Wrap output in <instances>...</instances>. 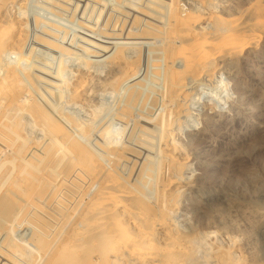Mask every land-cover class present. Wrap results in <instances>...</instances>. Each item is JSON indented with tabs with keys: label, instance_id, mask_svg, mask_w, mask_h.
<instances>
[{
	"label": "rangeland",
	"instance_id": "1",
	"mask_svg": "<svg viewBox=\"0 0 264 264\" xmlns=\"http://www.w3.org/2000/svg\"><path fill=\"white\" fill-rule=\"evenodd\" d=\"M41 1H43V0H40V2H39V0H0V23H1L0 27L3 28L2 30L0 28V32H2L1 34H4V35L0 34L1 36H4V39H2L0 41V76L2 75L0 77V81L3 78L2 81L0 82V90L3 86L2 91H0V114L2 113V116L0 115V127H2V129H4L7 126L6 124L4 125V123L5 122L6 123L8 122V124L10 123L7 130H8V133H10V135H11L10 137L5 139L6 143L4 142V139L2 140L0 138L1 139L0 144L2 143L0 146V147H2V150H0V168H1L0 169V172H1L0 173V179L2 177L4 178V176H5L4 173H6V177L4 178L6 180L8 177H11V180H14L17 178L22 179L23 177L24 178H30L31 176L35 175V164H32V162L35 160L34 156L36 153V147L34 145L30 144L25 150L14 151L15 147L11 146V143H14L15 137H13V135L17 133V129H19L20 126H21V128L24 127L23 129L20 128L21 129L20 134L22 136L21 138H23L24 140L28 141V137H29L28 142L42 140L43 134L40 132V130L42 129V126H44V125L38 124L37 121L31 123L32 122L31 119L33 118V120H34V118H36V117H37L36 119H38V118L42 119L41 115H45L44 113L47 110L50 111L54 116L57 114L58 116L56 115L55 117H58L59 119H61V117H62L63 119H61V120H64L65 118H66V120L67 119L69 120V117L67 118L66 116H70L72 114L70 116V120H71V118H74V117L76 118L74 120V125L75 124L77 125V123H78L79 125L81 124L82 126H84L87 129L86 130L84 128V130H86V132H87V134H86L87 137L85 135L86 138H84V134H81V137L83 136V138H81V141L83 139L82 142L83 143L85 142L84 144L88 148L91 147L90 149L91 150L93 149L92 151L95 154H97V155L99 154V156H101L100 154L102 152H105V155L102 153V156L105 157V156H107V152L109 150H121L122 148L124 149L125 147H129V148L131 147L132 149L135 148L134 150L140 151V153L142 151H144V153L142 152V154L144 155L145 158L147 156L152 157V159L154 160L153 161L154 163L151 161L150 166H152V167H154L155 165L158 166V167H154L155 172L159 171L161 164L163 163L162 161L164 160L162 150L165 148L164 145L166 144V142L163 143V141H164L165 137H166V139L170 138L169 140L171 141V144H173V146H172L173 156L177 160L183 162V166L181 168H179V170H177L175 173V176L177 174V177L178 178L180 177V181L183 183V189L179 192V195H177L178 198H176V200H175V210H174V213L170 216V218H171L170 220L174 226H176L180 230L184 231L186 236H190L194 239L195 250H196L195 259L197 258L196 261L199 264H206L209 261L212 262L214 260L215 254L217 253L216 255L217 256L220 255V256H218L219 258L222 256L221 258L224 260L235 259L236 261H239V262H246V264H264V39H262L259 46L256 47L255 49L254 48L248 49L240 57L229 58L228 60H225L224 62H222L219 69L215 73V79L214 80H216L222 74L231 84L230 91H231L233 97H232L231 109L229 110L228 114H218L215 112H211L206 103L196 105L194 107V110L199 113L201 121H202V126L200 127V124L197 122L196 126L200 127L199 129H194L191 127L190 123L187 120V117H190V108L192 107V98L196 93V87L195 86L197 84L202 83V82H209L208 79L207 80L206 79H200V80L197 79L196 81L192 82L191 86H189L188 93H190V97L187 98L186 100H184V99L180 100V105L182 107V115H180L178 118H174L172 121L170 129H167L164 131V129H166V128H164L163 126H158L159 125L158 124L159 119L163 115H165L164 113H166L169 110V107L167 106V104L164 101L161 102L158 107H155V108L153 107L154 109L151 107L146 108L149 113H150V111L152 112V110H150L149 108L154 110L152 112L153 114L150 113L152 115H149V113L147 114L146 109L144 110L143 107L140 108L141 107V105H140V107L138 106L140 109L137 107L138 110L136 109L134 112L135 117L133 115L132 116L133 119L132 118L128 119V117L122 115L121 112H119V110H120L119 106H121L125 102L124 100H126L128 93L130 92V89L134 85L132 83H135V82L125 84L127 88L125 87V85H123L122 87H115L114 88V86H112V80L111 79H113L116 76L119 77L118 72H117V71H119L118 68H119V66L126 63L125 50L119 49L118 51H116L118 49L117 46L118 47L119 46H127L128 50H129V58H131L132 60L134 58L133 61L138 62L139 60H137V57L138 56L142 57V63L140 66L141 73L138 75L139 78L137 77V80H140V81H136V82H143V83H145L146 86L148 85V88L149 87L153 88V86H154L155 88L159 89V87L161 86V83L158 82V79L156 77H152V75L154 74V70H152V69H154V66H152V64L154 65L156 62L155 56L153 54H155V52L157 50L164 48V46L167 47V45H169L168 32L170 29L169 25H171L170 24L171 20L169 18H171L172 2L170 0H164V1L163 0H154V1H152V0H147V1L146 0H141V1L140 0H124V1L123 0H121V1L120 0H108L110 5L108 3L106 6V3H105L106 0H102V1L97 0V3L99 2V4H97L95 0L94 1L91 0V2L93 1L92 3L90 2V0H84V1L82 0V2H81V0H75V2H73V0H70V1L67 0L68 2L66 0H63V1L62 0H56L57 1V2L55 1L56 4L54 3V0H51V1H53L51 3H50V0H48L49 2L47 0H45V1H47L46 3H43ZM87 1L89 3H87ZM103 1H104V3H103ZM118 1H120V2L118 3ZM165 1H166V3H165ZM70 2L73 3V6L68 5V4H72ZM77 2H78V5H77ZM100 2H101V4H100ZM136 2H139V3H136ZM154 2L157 4H154ZM36 3H37V5H39L41 3L40 9H39V6L35 5ZM52 3L55 4L54 7H53ZM58 3H60V4H58ZM159 3L161 4L162 8H158V6L160 5ZM162 3H163V5H162ZM164 3H165V6L168 4L171 6L168 7L169 6L168 5V6H166L168 8H166V7H164ZM174 3L176 5L178 4L180 9L184 13L190 12V13H194L196 15H204V14H209V13L214 12V13H217L226 19L227 18L228 19H232V18L237 19V18H242V17L244 19L245 18L244 13H246L249 9L253 8V6H255V4L256 5L261 4L264 6V0H176ZM126 4L128 7L130 5L131 6L128 8L125 6ZM45 5H48V6H45ZM50 5L52 6L51 8H50ZM60 5L63 9L60 7ZM87 5H89V7ZM103 5H105V7H102ZM44 6H45V8H43ZM55 6H57V7H55ZM64 6H65V9L67 11L64 10ZM84 6L86 8H84ZM87 7H88V9L90 8V10L97 8L96 9L97 11L94 10V12H95V14H94V12H92L93 10L87 11ZM116 7H118V8H116ZM137 7H140L141 10L143 9L146 12L149 11L148 17L145 15L143 16L141 13H139L138 10H140V9H138ZM148 7L150 10H147ZM56 8L59 10H56ZM67 8H69L71 10H68ZM100 8H101V10H100ZM123 8H124V10H123ZM31 9H33V10H31ZM41 9H42V11H41ZM44 9H48V12H47V10L44 11ZM52 9L55 11V13H54V11H52ZM108 9L109 10L112 9L113 11H108ZM129 9H132V10L134 9V11H132V10L129 11ZM104 10H105V12H103ZM121 10L126 12V13L125 14H124V12L122 13ZM164 10H165V12H164ZM169 10H170V12H169ZM49 11H51V12H49ZM76 11L78 14L75 13ZM128 11H129V13L133 12V14L129 15V13H127ZM135 11L137 14L135 13ZM52 12H53V14H52ZM90 12H92L93 15ZM97 12H99L98 13L99 16H97L98 15ZM108 12H109V15H108ZM37 13H38V16L34 17V15ZM40 13H42V14H40ZM84 13H86V14H84ZM119 13H121V15ZM156 13H158V14L156 15ZM197 13H199V14H197ZM200 13H202V14H200ZM240 13L242 14V16ZM43 14L46 15L48 18L45 17ZM126 14L129 15L128 17H130V18H128ZM138 14H140L141 17ZM164 14L166 15L165 18H164V16H165ZM243 14H244V16H243ZM41 15L44 16L45 22L41 21L40 24H37L36 18L42 19L43 16H41ZM107 15H108V18H107ZM110 15H114V17L113 16L111 17ZM137 15H138V17H140V19H144L147 17L148 20L145 19V23H144V20H142V22L146 26L142 22L138 23L139 25L137 24L138 27L136 24H134ZM158 15H160L161 18L163 17L162 20L160 19V17H158ZM54 16L56 18H54ZM76 16H77V18H76ZM236 16H237V18H236ZM124 17L126 19H124ZM87 18H89V20ZM91 18H93V19L91 20ZM95 18H97V19L95 20ZM109 18L113 19V20H110ZM51 19H53V20H51ZM100 19H101L102 25L100 23ZM116 19H118V21ZM128 19H130V20H128ZM132 19H134V20H132ZM159 19L161 22L159 21ZM46 20H49L50 22H48ZM67 20H68V22H67ZM106 20H109V22H107ZM157 20L160 22L159 24H158ZM74 21H75V23H74ZM84 21L86 22L85 24L82 23ZM94 21H95V23H94ZM133 21H134V23H133ZM149 21H152V22H149ZM130 22L132 24H130ZM33 23H34V25L36 24V26H34ZM48 23H53V24H55L54 26H59L58 28H62L61 30L60 29L59 30L54 29V31L58 30V31H55L56 33H58V34H55V36H58L56 42H58L59 45H57V46H60V44H61V46L64 45L62 47L69 49L68 53H71V54H68L67 56H65L61 52L58 53V51L55 53L54 50H52V49L49 50V48L46 47V45H44L45 46L44 47L43 44L39 41L40 38L51 39V37L46 36L44 34L47 31V29H48V31H50V30L53 31V28H51V26H50L53 24L49 25ZM73 23L75 25H73ZM78 23H82V24H78ZM141 23L144 26H142ZM46 24L49 25L50 27L46 26ZM88 24H90V25H88ZM104 24L105 25L107 24V25L105 26ZM121 24H123V25H121ZM40 25H43V28H41ZM77 25L79 26L78 29H77V27H78ZM96 25L97 26L99 25V26L97 27ZM207 26H209V25L205 26V28H206L205 30L207 32H213L214 31L215 28L213 25H210L208 28H207ZM35 27L37 29H39V27H40L41 31H43V32H41L40 30H37ZM71 27H72V29H71ZM144 27L145 28L149 27L148 29L146 28V30H152L154 27L155 30H153V31L156 34H158V38L157 39L156 38L141 39L140 37H141L142 33L145 31ZM150 27H152V28H150ZM63 28L64 29L66 28L67 31L69 30L70 32H73V33H70L69 31L65 32V30ZM95 28H98V29H95ZM129 28H130V30H128ZM42 29H44V30H42ZM84 29H85V31H84ZM87 29H89L91 32ZM136 29L138 30V33H135V31L137 32ZM92 30H94V31H92ZM100 31H101V33H100ZM111 31H112V33H111ZM121 31H122V34H120ZM159 31H161L163 34L160 33ZM76 32H78V34ZM80 32H82V33L80 34ZM74 33H76V34H74ZM83 33L85 35H83ZM107 33H110V34H107ZM18 34H20L21 36H23V35L25 36L24 38L22 37V39H20V41H19L20 43L18 42V39H17V36H19ZM37 34L38 35L40 34V36H38ZM41 34H44V35H41ZM99 34H101V35H99ZM113 34H114V37H113ZM75 35H77L78 39L76 37H74ZM80 35H81V37H78ZM95 35H97L99 38ZM109 35H110V39L112 41H109L110 40V39H108ZM121 35H122V37H121ZM41 36H43V37H41ZM101 36H103L102 39L100 38ZM20 37H18V38H20ZM71 37L73 40L71 39ZM82 37L83 38L86 37L87 39L84 40ZM160 37H161V39H159ZM133 38H135V39H133ZM14 39H16V40H14ZM88 39H89V41L87 43H85V41ZM132 39H133V41H131ZM82 40H84V41H82ZM91 40L92 41L94 40V42L97 41L99 43V45L92 42ZM153 40H155L156 42ZM161 40H162V42H160ZM73 41L75 42L73 44L74 46H70V45H72ZM163 41H165L167 43V45H165L166 43L165 42L163 43ZM13 42H15L16 44L19 43L20 45H18V47L12 48L11 46H13V45L16 46V44ZM81 42H82V46L85 43L84 44L85 47L84 46L82 47L80 45ZM88 43H94V45L96 44L97 46L96 45L95 46L97 48L96 47L94 48L93 44L91 46ZM119 43H121V44H119ZM130 43H132V44H130ZM135 43H137V44H135ZM161 43L164 45H162ZM100 45H102V46H100ZM90 46H91V48H90ZM99 46H100V48H103V49H100ZM109 46H111L112 49ZM133 46H134V48H133ZM137 46H139V47H137ZM17 48H18V50H17ZM149 48L151 49L150 51H152V52L155 51V52L152 53L148 50L150 52V53H148V51H146V50ZM156 48H158V49L155 50ZM41 49L45 50V51H42ZM95 49H97V50H95ZM114 49H115V52H114ZM20 50H21V52H20ZM102 50H104V51H102ZM107 50H108V52H107ZM13 51H15L17 53H19V52L23 53L22 55L20 53L19 54L21 55L22 59H25L28 61V64H29L28 69H30V70L25 71V70H22L20 68H17L15 66H12L9 64L8 54L10 52H13ZM138 51H140V52H138ZM49 53L50 54L53 53L55 55V57L53 56V54L50 55ZM100 53H102V54H100ZM94 55H96V56H94ZM151 55H152V57H151ZM153 57H154V59H153ZM44 58H45V60L46 59L49 60L50 58H52L51 61L49 60L51 63V64L49 63V66L47 65L45 67L47 60L43 61ZM151 59H153V60H151ZM52 60H54L55 62ZM56 64H57V66H56ZM145 64H146V66H145ZM148 67L150 68V70ZM9 68L10 69L12 68L13 70L9 71ZM6 69H7V71H9L8 73H6L7 72ZM32 69H34V70H32ZM41 69H43V70H41ZM44 70H45V72L42 73ZM74 71H75V73H74ZM150 71L153 74H151ZM110 72H113L114 75L113 74H112V76L109 75ZM114 72L116 73V75ZM24 73H26V74H24ZM37 73H38V75H37ZM84 73H87L89 75H87V77H86V75H82ZM144 73H146V74L149 73L151 76L149 74L145 76ZM21 74H23V77L24 76L27 77V78L24 77V79H29V78L34 79L35 78L34 80L31 79L35 84L33 87L30 86L31 92H32V95H31L32 97L31 98H30V96H29V98L26 97V100L30 99L28 101H31L32 104H34V106L32 105L33 107H36L38 105L42 107L44 105L42 107L43 109L41 108L43 110V112L41 110V112L43 114H41L39 108H37V107L32 109L33 107L31 108V103L26 101V100L22 101L23 104H20V102H17V103L15 102V105H14V103H13L15 101L14 96L12 95V93L5 90L6 88H4V86L5 85L7 86V84H9L12 80H16L19 82V80L21 79L23 81L24 79H23V77L21 78ZM54 75H56V76L54 77ZM37 76H39V77H37ZM47 76L49 79L47 78ZM144 76L146 78L148 77L149 80L151 78L150 81H146V82H148V84H146V82L144 81V79L148 80V78L146 79ZM75 77H77V78H75ZM110 77H112V78H110ZM78 78L81 81H83V79H86L85 80L86 83L83 82L84 88L82 87L83 89L80 90L81 98L75 99V100H78V102H76L73 99L72 91H71L70 87L71 88L73 87L74 83L77 81ZM141 78H142V80H141ZM152 78L154 79V81ZM50 79H53V82ZM155 81H157V82H155ZM66 82H67V84H66ZM152 84H153V86H152ZM154 84H156V85H154ZM158 85H159V87H157ZM65 86H67V87L69 86L68 89ZM34 87L35 88L37 87L36 89L38 91L34 90L35 89ZM46 88H48V91ZM116 88L117 89L119 88V89L117 90ZM3 89H4V91H3ZM39 89H40V91H39ZM44 89H46V90H44ZM69 89H70V91H69ZM120 89H122L123 91L125 90L124 94H126V95H124V97L122 96L123 99H121L122 97H120V99L118 98L117 101L111 102L110 100L107 99L106 95H104L109 91H116L117 90V92H119ZM54 90L55 91L57 90V93H55ZM59 91L61 93H59ZM63 91H65V92H63ZM68 94H69V96H68ZM47 96H48V98L46 99ZM33 97H34V99L36 98L38 100L35 101L33 99ZM49 97H51L50 102L52 101L51 102L52 104L50 102L46 103V101H49ZM61 98H63L64 101ZM68 99L70 101H68ZM16 100H18V99H16ZM59 100H60V102H59ZM25 101L27 103H29L28 104L29 108H30L29 110L32 112H30L28 110V113H26L27 110L25 108H27L26 106H28V105H26L27 103H24ZM33 101H35V103ZM37 101H39V102H37ZM118 102L121 104H119ZM48 103L50 104V106L54 104L53 107L51 106V108H50ZM9 104L10 105L13 104L14 106L10 107V109H9L7 107ZM16 104H18V105H16ZM64 104H65V106H64ZM61 105H62V107H61ZM164 105L166 108L164 107ZM113 106H114V108H113ZM115 106L118 107V110H117V107H115ZM4 107L8 108L7 114H5L4 112H1ZM161 107H163L164 109ZM52 108H56V109L60 108V110H58V109L54 110ZM37 109L39 110V112ZM50 109H52V110H50ZM155 109H157V110L159 109L160 111L158 110L159 111L158 112ZM161 109H163V110H161ZM143 110L146 113H143L144 112ZM164 110H165V112H164ZM24 111H26L25 112L26 114L23 113ZM56 111H58V112H56ZM59 111L63 115H61V113L59 114ZM113 112L115 114H113ZM160 112H161L162 116H161V114H158ZM39 113H40V115H39ZM142 113H143V116L141 115ZM31 114H33V115H31ZM108 114H109V116L111 114L112 117L111 116L109 117ZM118 115H119V117H118ZM121 115H122V117H121ZM40 116H41V118H40ZM138 116H140V117H138ZM146 116H147V118H146ZM150 116H153V117H150ZM116 117H118L117 120H116ZM105 118H107V120H105ZM134 118H137V119H134ZM156 118H157V120H156ZM120 119H122V120H120ZM147 119L148 120L152 119V121L151 120L148 121ZM97 120L99 122H97ZM115 120H116V122H115ZM11 121H13V122H11ZM28 121L29 122L31 121L30 123L33 126L30 125V123ZM75 121L76 122L78 121V122L75 123ZM112 121H114V122L112 123ZM117 121H120V122L123 121V122L118 123ZM141 121H142V125H140ZM14 122L17 125H14L13 124ZM71 122L73 123L72 120H71ZM26 123H28V124H26ZM39 123H41V122H39ZM110 123H112L114 125L116 124V125L112 126V124H110ZM129 126H130V128H128ZM144 127L146 129H144ZM152 127L153 128L155 127V129L152 130ZM32 128H33V130H32ZM96 128L99 131H96L95 130ZM106 128H107V131L109 128H111V130L113 129L112 132L116 133V134L112 133L111 139H109V137L106 134L107 133L105 131ZM127 128H128V130H127ZM159 128H160V130H159ZM121 129H123V130H121ZM161 129H162V131H161ZM118 130L121 132H118ZM6 131H4V133ZM125 131L127 132V134L125 133ZM37 132H38V136H37ZM97 132H98V134H97ZM99 132L103 136H101L99 134ZM154 132H156V133H154ZM158 132H159V135L157 134ZM164 132H165V135H164ZM94 133H95V136L93 135ZM147 133H149L150 135ZM24 134L28 135V136H25ZM34 134H35V136H34ZM89 134L91 136L93 135L94 137L93 136L92 137L94 139L96 138V136L98 137L95 139L96 140L95 143H92V142H94L93 138H92L93 140L89 141V138H90ZM118 134H119V136H118ZM124 134H126V136ZM132 134H134V137H132L133 136ZM171 134H172V136H170ZM144 135H146L148 137L150 136L149 139H148V137H146ZM99 136H101V137H99ZM104 136H105V138H103ZM106 136H107V138H106ZM130 136H131L132 140H131V138H129ZM119 137H120V139H119ZM123 137L125 138V140ZM153 138H155V139H153ZM23 139H20V141H22ZM113 139H115V141H113ZM144 139H146V140H144ZM166 139H165V141H167ZM87 140L89 142H87ZM103 140L106 141V143ZM130 140H131V142H129ZM134 140H135V142L133 145ZM150 140H151V142H150ZM20 141L18 140L17 142L19 143ZM101 141L105 144H103ZM139 141L142 143H140ZM113 142H114V145L111 144ZM152 142L154 143L153 146H151L153 144ZM106 144H108L109 146ZM162 144H164L163 145L164 148L162 146H160ZM93 145H96L97 148H93L94 147ZM128 145H130V146H128ZM136 145H137V147H136ZM103 147H105V148H103ZM145 147H146V149H145ZM98 148H100V149H98ZM141 148H143V150H141ZM151 148H153V149H151ZM32 149H33V151H32ZM138 149H140V150H138ZM30 150L32 151L31 154H29ZM152 151H154V152H152ZM159 151H160V153H159ZM9 152H10V154H9ZM27 152H29V153H27ZM157 156H158V158H157ZM160 156H161V158H160ZM8 157H9V160H7ZM145 158H143L142 161H144ZM156 159H157V161H156ZM150 160H151V158H150ZM142 161L135 158V157H132V159L129 162H126V163L123 162L118 167L117 171L123 177H126L132 171L131 170V168H133L132 164L134 165L135 163H138L141 165ZM3 164H5V165H3ZM130 165H131V167H130ZM3 167H4V169H3ZM125 167H126V169H125ZM123 170H124V172H121ZM129 170H131V171L128 172ZM178 171H179L180 175H178V173H177ZM136 181H137V177L134 178V182H136ZM156 184H157V182L155 180L150 181V183L148 184L146 194H147L148 200L150 199L149 200L150 202H154L156 200V198H155L157 196V194H156L157 193V185ZM5 189L6 188L4 187L2 189L3 191L1 190V192L3 194L0 193V202H1L0 206L2 204V197L5 193ZM11 190L12 191L15 190L17 192V191H20L21 189L16 186ZM39 190L43 191V189H40V188H39ZM150 191L152 192V195L150 194L151 193ZM151 199L153 201H151ZM50 201H51V203H54L51 199H50ZM55 204H56V201H55ZM52 205H54V204H52ZM29 219H30V216L28 214L26 215V214L22 213V215H19V217H17L15 219L16 221L13 222L14 223L13 225L10 222L9 225L12 227H10V226L2 227L3 224L0 223V227L2 228V229L0 228L1 229L0 230V232H1L0 233V242H1L0 243V264H3V263L4 264H33V263L34 264H37V263L38 264H44L45 263L46 259L42 260L41 258H43V257L37 253V250L33 249V244H32L31 239L34 235L35 229L32 228L33 227L32 225L28 224ZM172 219H173V221H172ZM16 224H17V227H16ZM19 225L21 227H18ZM22 227H24V228H22ZM31 230H33V231H31ZM13 232H15V233L13 234ZM16 232H17V234H16ZM11 233L14 236L13 235L11 236ZM30 233H32V234H30ZM4 234H6V235L3 236ZM8 234H10V235H8ZM2 237H4V239ZM20 238H22V239H20ZM3 240H5L6 242ZM8 242L14 244L15 246L21 247L22 248L21 253H23V252L24 253L20 254V252L19 253H17V251L14 252L13 248H9L10 246H7V245H9ZM25 243H26V246H24ZM199 245H202V246L200 247ZM24 247H26V248H24ZM2 248H3V250H2ZM31 248L33 251L30 250ZM24 249H26V250L24 251ZM8 251H9V253H7ZM10 251H12V256L15 258H13L12 256L10 257V255H11ZM27 252H30V253H27ZM31 252H33V253H31ZM15 253H16V255H15ZM3 254H6V256L8 254L9 255L6 257L5 255L3 256ZM205 254H207V255H205ZM21 256L22 257L26 256V259L22 258ZM38 257H40V258H38ZM18 258H22V259H18ZM27 259H28V261H27ZM14 260H17L18 262L14 261ZM39 260L41 261V263L39 262Z\"/></svg>",
	"mask_w": 264,
	"mask_h": 264
},
{
	"label": "bare ground",
	"instance_id": "2",
	"mask_svg": "<svg viewBox=\"0 0 264 264\" xmlns=\"http://www.w3.org/2000/svg\"><path fill=\"white\" fill-rule=\"evenodd\" d=\"M44 1L45 0H43L41 2L46 3L48 0L45 2ZM55 1L56 0H54V3H55ZM95 1L97 3V0H95ZM100 1H102V0H100ZM120 1H118V3ZM152 1H154V0H152ZM170 1L172 2V10H171V18H169L171 20V22H170L171 25H169L170 29L168 32L169 45H167V43L165 41H163V43L164 42L166 43L165 45H167V47L164 46V48L159 49V50H157L158 48H156L155 50H157V51L156 52L153 51V52H155V54H153V55L155 56V61H156L154 65L152 64V66H154V69H152V70H154V74L151 73V71H150V73L153 74L152 77H156L158 79V82L161 83L160 87H159V85L157 86V87H159V89L155 88L153 86V84H152L153 88L149 87L150 88L149 89L148 85L146 86L145 83L136 82V81H140V80H137V77L141 73L140 66L142 63V57L141 56L139 57L137 55L138 56L137 60H139V61L138 62L133 61L134 58H133V60L131 58H129V50H128L127 46H119V47L117 46L118 49L116 51H118L119 49L125 50L126 63L125 64L122 63L124 66L123 65L119 66V68H118L119 71H117L119 77L116 76L113 79H111L112 80V86H114V88L115 87H122L123 85H125L127 83L135 82V83H132L134 85L132 86V88L130 87L131 89H130V92L128 93L126 100H124L125 102L121 106H119V108H120L119 112H121L122 115L128 117V119L132 118V116L134 115V112L138 106L140 107V105H141L140 108L143 107V109L145 110L148 107H151V108L158 107L160 105V103L164 101L167 104V106L169 107V110L166 113H164L165 115H163V116H162L161 112L158 113V114H161V116H162L161 118L159 117L160 119L158 122V124H159L158 126H163L164 128H166V129H164V131L167 129H170L172 121L174 118H178L180 115H182V107L180 105V100H182V99L186 100L187 98L190 97V93H188V91H189V86H191L192 82L196 81L197 79L198 80H200V79H206L207 80L208 79L209 82L213 81L215 79V73L219 69L222 62H224L225 60H228L229 58L240 57L248 49H252V48L255 49L256 47L259 46L262 39H264V6L261 4H258V5L255 4V6H253V8H251V9H249L246 13L243 12L245 14L244 19H243V17L237 18V16H236L237 19H233V18L232 19H228V18L226 19V18H224V17H222L219 14L214 13V12L209 13V14H204V15H196V14L190 13V12L184 13L180 9L179 5L178 4L176 5L174 3L176 0H170ZM39 2H40V0H39ZM51 2H53V1L50 0V3ZM73 2H75V0H73ZM78 2H77V5H78ZM81 2H82V0H81ZM90 2H91V0H90ZM37 3L35 5H37ZM70 3H72V2H70ZM87 3H89V2L87 1ZM103 3H104V1H103ZM105 3L107 6V4L109 3L108 0H106ZM136 3H139V2H136ZM165 3H166V1H165ZM165 3H164V7L169 5L168 4L165 6ZM40 4L37 5V6H39V9H40ZM55 4L52 3L53 7ZM58 4H60V3H58ZM97 4H99V2ZM100 4H101V2H100ZM154 4H157V3L154 2ZM68 5L73 6V3L68 4ZM109 5H110V3H109ZM162 5H163V3H162ZM45 6H48V5H45ZM45 6L43 8H45ZM65 6H64V10H66ZM87 6L89 7V5H87ZM125 6L128 7L127 4ZM160 6H161V4L158 6V8H162V6L161 7ZM170 6L171 5H169L168 7H170ZM51 7L52 6L50 5V8ZM55 7H57V6H55ZM60 7H61V5H60ZM88 7H87V11L90 10V8L88 9ZM102 7H105V5H103ZM168 7H166V8H168ZM69 8H67V9L71 10ZM84 8H86V7L84 6ZM116 8H118V7H116ZM137 8L140 9V7H137ZM33 9H31V10H33ZM42 9H41V11H42ZM53 9H52V11H54ZM96 9L97 8H94L91 10H93L92 12H94V10H96ZM45 10H47V12H48V9H44V11ZM56 10H59V9L56 8ZM100 10H101V8H100ZM123 10H124V8H123ZM130 10H132V9H129V11ZM147 10H150L149 7ZM108 11H113V10L108 9ZM129 11L127 13H129ZM132 11H134V9ZM138 11L143 16L145 15L148 17V15H149V13H148L149 11L146 12L143 9L142 10L140 9ZM49 12H51V11H49ZM92 12H90V13L92 14ZM103 12H105V10ZM121 12L123 13L124 11L121 10ZM164 12H165V10H164ZM169 12H170V10H169ZM54 13H55V11H54ZM75 13H77V11ZM98 13L99 12H97V14ZM125 13L126 12H124V14ZM135 13H136V11H135ZM40 14H42V13H40ZM52 14H53V12H52ZM84 14H86V13H84ZM94 14H95V12H94ZM119 14L121 15V13H119ZM130 14L132 15L133 12L129 13V15ZM157 14L158 13H156V15ZM197 14H199V13H197ZM200 14H202V13H200ZM244 14H243V16H244ZM35 15H34V17H37L38 13ZM43 15H41V16H43ZM108 15H109V12H108ZM108 15H107V18H108ZM129 15H127V17ZM138 15L140 16V14H138ZM138 15L135 19V23H134V21H133V23L137 25L138 23L142 22V20H144V23H145V19H147V17L146 18L143 17L144 19H140L141 16L138 17ZM44 16L47 17L46 15H44ZM44 16H43V18H44ZM77 16H76V18H77ZM97 16H99V14ZM110 16L114 17V15H110ZM241 16H242V14H241ZM158 17H160V15H158ZM165 17H166V15L164 16V18ZM54 18H56V17L54 16ZM93 18H91V20ZM128 18H130V17H128ZM162 18L160 17L161 20H162ZM36 19H37L36 20L37 24H40L41 21L45 20V18L43 20L38 19V18H36ZM87 19L89 20V18H87ZM96 19L97 18H95V20ZM101 19H100V23H101ZM124 19H126V18L124 17ZM160 19H159V21H160ZM51 20H53V19H51ZM110 20H113V19H110ZM116 20L118 21V19H116ZM128 20H130V19H128ZM132 20H134V19H132ZM46 21L50 22L49 20H46ZM106 21L109 22V20H106ZM159 21H158V24L161 22V21L160 22ZM67 22H68V20H67ZM149 22H152V21H149ZM34 23H33V25H34ZM74 23H75V21H74ZM74 23H73V25H75ZM82 23L85 24L86 22L84 21ZM82 23H78V24H82ZM94 23H95V21H94ZM48 24L50 25L53 23H48ZM130 24H132V23L130 22ZM143 24H142V26L145 25V24L144 25ZM49 25L46 24V26H49ZM54 25L55 24L50 25L51 28H53V31H51V30L48 31V29H47V31L45 30L46 32L44 31L45 32L44 34L46 36L51 37V39L40 38L39 41L43 44V46L46 45V47H48L49 50L52 49L55 51V53L58 51V53L61 52L65 56H67L68 54H71V53H68L69 49L62 47L64 45L61 46V44H60V46H57V45H59V43L56 42L58 36H55V34H58V33H56L55 31H58L59 29L61 30L62 28H58L59 26H54ZM88 25H90V24H88ZM101 25H102V23H101ZM121 25H123V24H121ZM138 25H137V27H138ZM206 25H209V26L213 25L215 28L214 31L213 32H207L205 30ZM34 26H36V24ZM40 26H41V28H43V25H40ZM209 26H207V28ZM72 27H71V29H72ZM41 28L39 27V29H37V28L36 29L41 31ZM78 28H79V26L77 27V29ZM146 28L148 29L149 27H146ZM146 28L144 29L145 30L144 32L142 31L143 33L140 37L141 39H147V38H149V39L156 38L157 39L158 38V34H156L153 31V30H155L154 27L152 30H146ZM150 28H152V27H150ZM2 29L3 28H1V30ZM54 29H58V30L54 31ZM95 29H98V28H95ZM42 30H44V29H42ZM64 30H65V32L69 31V30L67 31L66 28ZM87 30H89V29H87ZM128 30H130V28ZM84 31H85V29H84ZM92 31H94V30H92ZM161 31H159V32L162 33ZM41 32H43V31H41ZM1 33L2 32H0V34ZM70 33H73V32H70ZM76 33L78 34V32H76ZM76 33H74V34H76ZM81 33L82 32H80V34ZM100 33H101V31H100ZM111 33H112V31H111ZM135 33H138V30H137V32L135 31ZM20 34H18L19 36H17L18 42L20 41V39H22V37L23 38L25 37L24 35L21 36ZM44 34H41V35H44ZM107 34H110V33H107ZM120 34H122V31ZM1 35H4V34H1ZM1 35H0V41L2 39H4V36H1ZM83 35H85V34L83 33ZM99 35H101V34H99ZM38 36H40V34ZM95 36H97V35H95ZM18 37H20V38H18ZM41 37H43V36H41ZM74 37L77 38V35H75ZM78 37H81V35ZM102 37L103 36H101L100 38L102 39ZM113 37H114V34H113ZM121 37H122V35H121ZM71 39H72V37H71ZM83 39L85 40L87 38L84 37ZM108 39H110V35H109ZM133 39H135V38H133ZM133 39L131 41H133ZM159 39H161V37ZM14 40H16V39H14ZM84 40H82V41H84ZM155 40H153V41H155ZM88 41H89V39L86 40L85 43H87ZM109 41H112V40L110 39ZM15 42H13V43H15ZM92 42H94V40ZM160 42H162V40ZM19 43H17V44L15 43L16 46L13 45L11 47L12 48L18 47V45H20ZM74 43L75 42L73 41L72 45H70V46H74L73 45ZM94 43L99 45V43L97 41ZM94 43H88V44H90L92 46V44L94 45ZM84 44H83V46H84ZM119 44H121V43H119ZM130 44H132V43H130ZM135 44H137V43H135ZM80 45L82 46V42ZM95 45L93 46L94 48L97 46V45L96 46ZM162 45H164V44H162ZM91 46H90V48H91ZM100 46H102V45H100ZM100 46H99V48H100ZM109 47L111 48V46H109ZM137 47H139V46H137ZM133 48H134V46H133ZM100 49H103V48H100ZM17 50H18V48H17ZM95 50H97V49H95ZM148 50L150 51L151 49L149 48L146 51H148ZM42 51H45V50H42ZM102 51H104V50H102ZM149 51H148V53L152 52V51H150V52ZM20 52H21V50H20ZM107 52H108V50H107ZM114 52H115V49H114ZM138 52H140V51H138ZM20 54L22 55L23 53H20ZM52 54H50V55H52ZM100 54H102V53H100ZM53 56L55 57L54 54H53ZM94 56H96V55H94ZM151 57H152V55H151ZM52 58H50L49 60L51 61ZM153 59H154V57H153ZM153 59H151V60H153ZM44 60H45V58L43 59V61ZM46 60H47V62L49 61L48 59H46ZM54 60H52V61H54ZM50 61L48 63L46 62L45 67L47 65L49 66ZM56 66H57V64H56ZM145 66H146V64H145ZM10 70H13V69L9 68V71ZM27 70H30V69H27ZM32 70H34V69H32ZM41 70H43V69H41ZM149 70H150V68H149ZM6 71H7V69H6ZM9 71H7L6 73H8ZM44 72H45V70L42 73H44ZM74 73H75V71H74ZM24 74H26V73H24ZM112 74H113V72H110L109 75L112 76ZM144 74L146 76L149 73L148 74L144 73ZM37 75H38V73H37ZM82 75H86V77H87V75H89V74L84 73ZM115 75H116V73H115ZM55 76L56 75H54V77ZM22 77H23V74H21V78ZM24 77H23V79H24ZM37 77H39V76H37ZM25 78H27V77H25ZM47 78H48V76H47ZM75 78H77V77H75ZM110 78H112V77H110ZM2 79H1V81H2ZM29 79H24L25 81L24 80L22 81L21 79H20L21 80L20 81L18 79L19 82L16 80H12L9 84H7V86L6 85L4 86V88H6L5 90L9 91L14 96L15 101L14 102L12 101L14 103V105H15V102L16 103L20 102V104H23L22 101L26 100V97L27 98H29V96H30V98L32 97L31 96L32 92H31L30 86L33 87L35 85L34 82L32 81L35 78L34 79L29 78ZM50 80H52V82H53V79H50ZM85 80L86 79H83V81H81L78 78L77 81L74 83L73 87L72 88L70 87L74 100L81 98L80 90L84 88L83 82H85ZM141 80H142V78H141ZM150 80H151V78H150ZM150 80H149V78H148V80L144 79L145 82L150 81ZM153 81H154V79H153ZM155 82H157V81H155ZM66 84H67V82H66ZM146 84H148V82H146ZM154 85H156V84H154ZM65 87H67V86H65ZM68 87H67V89H68ZM125 87H126V85H125ZM2 88H3V86H2ZM2 88L0 91H2ZM36 88L34 90H37ZM46 89L48 91V88H46ZM46 89H44V90H46ZM70 89H69V91H70ZM3 91H4V89H3ZM39 91H40V89H39ZM65 91H63V92H65ZM124 92H125V90H124ZM55 93H57V90L55 91ZM59 93H61V92L59 91ZM124 95H126V94H124ZM124 95H123V97H124ZM68 96H69V94H68ZM123 97L121 99H123ZM47 98H48V96L46 97V99ZM50 98L51 97H49V101H46V103L50 102ZM16 99H18V100H16ZM33 99H34V97H33ZM61 99L63 100V98H61ZM28 100H30V99H27L26 101H28ZM34 100L36 101L38 99L35 98ZM60 100H59V102H60ZM26 101L24 103H27ZM35 101H33V102L35 103ZM68 101H70V100L68 99ZM75 101L78 102V100H75ZM28 102L31 103V108H32L34 106V104H32L31 101H28ZM37 102H39V101H37ZM18 104H16V105H18ZM28 104L29 103H27L26 105H28ZM119 104H121V103H119ZM14 105L9 104L7 107L10 109V107H13ZM48 105L50 106L49 103H48ZM53 105H51V106L53 107ZM38 106H36V107L39 108V110L41 112V110L43 109L42 107L44 105L42 107L41 106L38 107ZM51 106H50V108H51ZM64 106H65V104H64ZM26 107L27 108H25V109L27 110V112L24 111L23 113H25V112L28 113V110L30 109L29 105ZM36 107H33L32 109H34ZM61 107H62V105H61ZM115 107H117V106H115ZM164 107H165V105H164ZM8 108L4 107L3 110L1 109L2 110L1 112H4L5 114H7ZM60 108L59 109L57 108V109L60 110ZM113 108H114V106H113ZM151 108H149V109L152 110V112H153L154 108L153 109H151ZM161 108H163V107H161ZM52 109L55 110L56 108H52ZM52 109H50V110H52ZM163 109H161V110H163ZM39 110H38V112H39ZM117 110H118V107H117ZM155 110H157V109H155ZM30 112H32V111H30ZM42 112H43V110H42ZM42 112H41V114H43ZM56 112H58V111H56ZM146 112H147V114L149 113L147 111V109H146ZM146 112L144 111L143 113H146ZM152 112L150 111V113H152ZM164 112H165V110H164ZM60 113L61 112L59 111V114ZM143 113L141 114L142 116H143ZM150 113H149V115L153 114V113L152 114H150ZM44 114L45 115H41L42 119L38 118L40 121L38 119H36L37 117L34 118V120L32 118L31 119L32 122L30 121L31 123L37 121L38 124L44 125V126H42V129L40 130V132L43 134L42 140H38V141H32L31 140L32 142H28L29 137H28V141L24 140L23 138H21L22 136L20 134L21 129H23L24 127L21 128V126H20L21 129L20 128L17 129V133L13 135V137H15V139H14V143H11V146L15 147L14 151L25 150L30 144H32L36 147V153L34 156L35 160L33 161L34 163L32 162V164H35V175L32 174L33 176H31V177L29 176L30 178H24L23 177L22 179L17 178L14 180H11V177L7 176L8 178L6 180V179H4L6 177V173H4V175H5L4 178L2 177L0 179V193L3 194L1 192V190L4 187L6 188L5 193L2 197V204L0 206V223L3 224L2 227L10 226L9 225L10 222L13 225L14 224L13 222L16 221L15 219L17 217H19V215H22V213H24L26 215L28 214L30 216V219L28 220V224L32 225L33 226L32 228L35 229L34 235L31 239L32 244H33V249L37 250V253L43 257V258H41L42 260L46 259L44 264H199L196 261L197 258L195 259L196 250H195L194 239L190 236H186L184 231H182L179 228H177L176 226H174L170 220L171 219L170 216L174 213V210H175V200H176V198H178L177 195H179V192L183 189V183L180 181V177L178 178L177 174L175 176L176 171L179 170V168H181L183 166V162L177 160L173 156V154H172L173 144H171L169 137H168L169 139H166V137H165V139L167 140V141H165V139H164V141H163V143L166 142L165 145L164 144L160 145L162 147L164 145V147H165V148L163 147L164 149L162 150L164 160L162 161L163 163L161 164V167L159 166L160 169L158 168L159 171L155 172L154 167H158V166L157 165H155V166L153 165L154 167L150 166V162L151 161L153 162L154 160L150 156H147L145 158L144 155L142 154V152L144 153V151H142L140 153V151L134 150L135 148L132 149L131 147L130 148L125 147L124 149L122 148L121 150H109L107 152V156H105V157L102 156V153L105 155V152H102L100 154L102 156L101 157V156H99V154L98 155L95 154L92 151L93 149L92 150L90 149L91 147L88 148L84 144L85 142L84 143L82 142L83 139L81 141V138H83V136L81 137V134H84V138L87 137V135H86L87 129L84 126H82L81 124L79 125L77 123L78 121L77 122L75 121V123H77V125L76 124L74 125V120L76 118L75 117L71 118V120L73 121V123H72L70 120V116L72 114L70 116H66L67 118L69 117V120L68 119L66 120V118L64 120H61V119H63L62 117H61V119H59L58 117H55L57 114L54 116L48 110ZM113 114H115V113L113 112ZM0 115L2 116V113ZM31 115H33V114H31ZM39 115H40V113H39ZM61 115H63V114L61 113ZM122 115H121V117H122ZM41 116H40V118H41ZM108 116H109V114H108ZM110 116H111V114H110ZM153 116H150V117H153ZM118 117H119V115H118ZM118 117H116V120ZM134 117H135V115H134ZM138 117H140V116H138ZM146 118H147V116H146ZM157 118H156V120H157ZM134 119H137V118H134ZM152 119H150V120L152 121ZM105 120H107V118H105ZM116 120H115V122H116ZM120 120H122V119H120ZM150 120H148V121H150ZM13 121H11V122H13ZM39 122H41L42 124ZM97 122H99V121L97 120ZM113 122L114 121H112V123ZM117 122L119 123L120 121H117ZM121 122H123V121H121ZM31 123H30V125H32ZM112 123H110V124H112ZM5 124L7 125L6 126L7 128L5 127L6 129L5 128L2 129V127H0L1 128L0 129V131H1L0 132V138L2 140L4 139V142L6 141L5 140L6 138L11 136L7 130L10 123L8 124V122L7 123L5 122L4 125ZM13 124L17 125V124H15V122ZM26 124H28V123H26ZM115 125L112 124V126H115ZM140 125H142V121H141ZM84 128L86 130H84ZM107 128H106V130L104 129L106 132H107ZM128 128H130V126ZM128 128H127V130H128ZM144 129H146V128L144 127ZM153 129H155V127L154 128L152 127V130ZM162 129H161V131H162ZM32 130H33V128H32ZM95 130L99 131V130H97V128ZM121 130H123V129H121ZM159 130H160V128H159ZM4 131H6V132L4 133ZM112 131H113V129H112ZM118 132H121V131L118 130ZM125 133L127 134L126 131H125ZM154 133H156V132H154ZM97 134H98V132H97ZM99 134H100V132H99ZM113 134H116V133H113ZM126 134H124V135L126 136ZM147 134H149V133H147ZM157 134L159 135V132ZM85 135H86V137H85ZM93 135L95 136V133ZM100 135L103 136L102 134H100ZM132 135L131 136L134 137V134H132ZM146 135H144V136H146ZM164 135H165V132H164ZM25 136H28V135H25ZM34 136H35V134H34ZM37 136H38V132H37ZM92 136L90 135L89 141L94 139L93 138L94 136L93 137ZM101 136H99V137H101ZM118 136H119V134H118ZM131 136L129 138H131ZM170 136H172V134ZM146 137H148V136H146ZM149 137H148V139H149ZM96 138H98V137L96 136ZM103 138H105V136ZM106 138H107V136H106ZM1 139H0V141H1ZM20 139H23L24 141L23 140L20 141ZM95 139H94V142H92V143H95V141H96ZM119 139H120V137H119ZM146 139H144V140H146ZM153 139H155V138H153ZM18 140L20 141L19 143L17 142ZM124 140H125V138H124ZM131 140H132V138H131ZM131 140L129 142H131ZM89 141L87 140V142H89ZM113 141H115V139H113ZM104 142L106 143V141H104ZM134 142H135V140L133 141V145H134ZM150 142H151V140H150ZM105 143H103V144H105ZM140 143H142V142H140ZM1 144H0V146H1ZM111 144L114 145V142ZM106 145H108V144H106ZM153 145H154V143L151 146H153ZM93 146H94L93 148H97L96 145H93ZM128 146H130V145H128ZM105 147H103V148H105ZM136 147H137V145H136ZM146 147H145V149H146ZM0 148H1L0 150H2V147H0ZM100 148H98V149H100ZM151 149H153V148H151ZM138 150H140V149H138ZM141 150H143V148H141ZM32 151H33V149H32ZM32 151L30 150V153L29 152H27V153L31 154ZM152 152H154V151H152ZM159 153H160V151H159ZM9 154H10V152H9ZM132 157H135L141 161L143 160V158H145V160L141 162V165L138 163H135L134 165L132 164V167H133V168H131L132 171L129 170L128 172L131 171L129 173V175L126 177H123L117 171V169L123 162H125V163L129 162L132 159ZM150 158H151V160H150ZM157 158H158V156H157ZM160 158H161V156H160ZM7 160H9V157L7 158ZM156 161H157V159H156ZM3 165H5V164H3ZM130 167H131V165H130ZM3 169H4V167H3ZM125 169H126V167H125ZM121 172H124V170ZM177 173H178V175H180L179 171ZM136 177H137V181L134 182V178H136ZM153 180H155L157 182V184H156L157 185V193H156L157 196L155 197L156 200L154 202H150L149 201L150 199L148 200L146 190H147V187H148V184L150 183V181H153ZM16 186L18 188H20L21 190L17 191V192L15 190L12 191L11 189H13ZM39 188L43 189V191L39 190ZM150 194L152 195V192ZM50 199L54 203H51ZM55 201H56V204H55ZM151 201H153V200L151 199ZM52 204H54V205H52ZM172 221H173V219H172ZM10 227H12V226H10ZM16 227H17V224H16ZM18 227H21V226L19 225ZM22 228H24V227H22ZM31 231H33V230H31ZM14 233L15 232H13V234ZM32 233H30V234H32ZM13 234L11 233V236ZM16 234H17V232H16ZM5 235L6 234H4L3 236H5ZM8 235H10V234H8ZM2 238L4 239V237H2ZM20 239H22V238H20ZM3 241H5V240H3ZM7 246H10L9 248H13L14 252L17 251V253L20 252V254L24 253V252L21 253V249H22L21 247L15 246L12 243H9V245H7ZM24 246H26V243ZM199 246L201 247L202 245H199ZM3 248H2V250H3ZM24 248H26V247H24ZM25 250L26 249H24V251ZM30 250H32V248ZM10 252H11V255H10V257H11L12 251H10ZM7 253H9V251ZM27 253H30V252H27ZM31 253H33V252H31ZM6 254H3V256L4 255L6 256ZM216 254H215V257L213 256L214 254L212 255L214 257V260L212 262L209 261L210 263L208 262L206 264H246V262H239V261H236L235 259L224 260L221 258L222 256L219 258L218 256H220V255L217 256ZM15 255H16V253H15ZM205 255H207V254H205ZM13 258H15V257H13ZM22 258L26 259V256L22 257ZM22 258H18V259H22ZM38 258H40V257H38ZM28 259H27V261H28ZM14 261H17V260H14ZM39 262L41 263L40 260H39Z\"/></svg>",
	"mask_w": 264,
	"mask_h": 264
},
{
	"label": "clouds",
	"instance_id": "3",
	"mask_svg": "<svg viewBox=\"0 0 264 264\" xmlns=\"http://www.w3.org/2000/svg\"><path fill=\"white\" fill-rule=\"evenodd\" d=\"M8 62L10 65L27 70L29 67L28 61L22 59L21 55L15 51L8 54ZM196 93L192 98V107L190 108V117H187L188 122L194 129H199L202 126L200 115L194 110L196 105L206 103L211 112L218 114H228L232 105V93L230 91V82L221 74L216 80L211 82H202L197 84ZM107 99L111 102L117 101L118 98L124 95V91L121 89L117 91H109L106 94ZM200 124V127L196 126V123ZM109 139L112 137V130L109 128L107 131Z\"/></svg>",
	"mask_w": 264,
	"mask_h": 264
}]
</instances>
